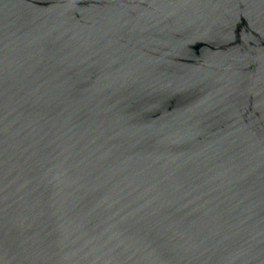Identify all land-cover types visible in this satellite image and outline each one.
I'll list each match as a JSON object with an SVG mask.
<instances>
[{"label": "water", "instance_id": "obj_1", "mask_svg": "<svg viewBox=\"0 0 264 264\" xmlns=\"http://www.w3.org/2000/svg\"><path fill=\"white\" fill-rule=\"evenodd\" d=\"M0 264H264V0H0Z\"/></svg>", "mask_w": 264, "mask_h": 264}]
</instances>
